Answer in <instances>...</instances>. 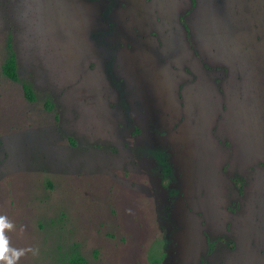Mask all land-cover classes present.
I'll use <instances>...</instances> for the list:
<instances>
[{
  "label": "rangeland",
  "instance_id": "rangeland-1",
  "mask_svg": "<svg viewBox=\"0 0 264 264\" xmlns=\"http://www.w3.org/2000/svg\"><path fill=\"white\" fill-rule=\"evenodd\" d=\"M7 34L16 264H264V0H0Z\"/></svg>",
  "mask_w": 264,
  "mask_h": 264
},
{
  "label": "trees",
  "instance_id": "trees-1",
  "mask_svg": "<svg viewBox=\"0 0 264 264\" xmlns=\"http://www.w3.org/2000/svg\"><path fill=\"white\" fill-rule=\"evenodd\" d=\"M4 49H5V54L0 64V74L11 81H17L16 60H15L14 51L11 47V40L9 34H7L6 36ZM20 86L24 98L29 101L33 100V94L30 89V86L24 82H22ZM163 182H165V179L163 180ZM148 262L149 264H160V258L150 255L148 257ZM66 264H89V263L86 260H84L81 256L77 254H73L67 259Z\"/></svg>",
  "mask_w": 264,
  "mask_h": 264
},
{
  "label": "clouds",
  "instance_id": "clouds-1",
  "mask_svg": "<svg viewBox=\"0 0 264 264\" xmlns=\"http://www.w3.org/2000/svg\"><path fill=\"white\" fill-rule=\"evenodd\" d=\"M12 225L6 222V217L0 216V262L3 264H16L20 256L24 254L23 250L9 248L8 239L5 237V229H11ZM9 253H11L9 255Z\"/></svg>",
  "mask_w": 264,
  "mask_h": 264
}]
</instances>
